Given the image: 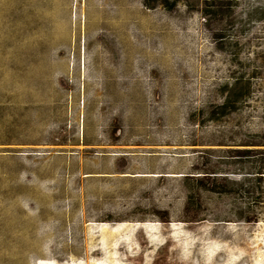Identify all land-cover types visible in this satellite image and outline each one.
<instances>
[{"label": "rangeland", "instance_id": "1", "mask_svg": "<svg viewBox=\"0 0 264 264\" xmlns=\"http://www.w3.org/2000/svg\"><path fill=\"white\" fill-rule=\"evenodd\" d=\"M0 264H264V0H0Z\"/></svg>", "mask_w": 264, "mask_h": 264}, {"label": "bare ground", "instance_id": "2", "mask_svg": "<svg viewBox=\"0 0 264 264\" xmlns=\"http://www.w3.org/2000/svg\"><path fill=\"white\" fill-rule=\"evenodd\" d=\"M136 14H137V12H136V10L133 7H126L125 13H124V17L122 18L123 24L126 25V26L128 24H130V23L135 24L136 23V21H135ZM124 36L126 38V40H125L126 45L128 47H130L131 43H133L132 40H131V43H130V40L128 38V33L124 34Z\"/></svg>", "mask_w": 264, "mask_h": 264}, {"label": "trees", "instance_id": "3", "mask_svg": "<svg viewBox=\"0 0 264 264\" xmlns=\"http://www.w3.org/2000/svg\"><path fill=\"white\" fill-rule=\"evenodd\" d=\"M234 102H235L234 99H232L230 96H227L224 98V101L222 102L221 106L227 107V106L233 105Z\"/></svg>", "mask_w": 264, "mask_h": 264}]
</instances>
